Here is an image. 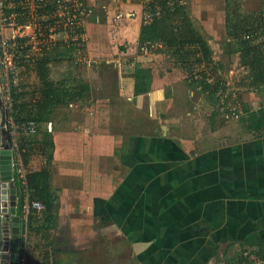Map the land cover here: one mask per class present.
Segmentation results:
<instances>
[{
	"label": "crops",
	"instance_id": "1",
	"mask_svg": "<svg viewBox=\"0 0 264 264\" xmlns=\"http://www.w3.org/2000/svg\"><path fill=\"white\" fill-rule=\"evenodd\" d=\"M124 10L132 14L127 19L133 40L129 49L94 52L90 38L91 58L87 59L94 62H86L96 79L103 72L94 63L113 64L118 72L116 96L128 107L123 111L106 94L99 98L94 93L85 101L60 103L56 109L61 112L53 113L32 141L37 146L41 141L54 143L48 166L55 197L52 231L58 259L63 264H101L102 260L107 264H197L202 259L199 254L208 252L198 264H210L207 261L222 244L226 247L233 239L252 243L264 237V133L213 148L207 134L211 137L218 124L210 117L207 123L214 107L203 95L198 107H204L201 127L195 129L194 143L189 144L182 135L186 104L180 97L183 91H200L188 85L169 54L168 58L162 56L169 49L156 61L142 54L145 50L139 53L143 3H126ZM96 20L100 21L99 15ZM108 21L106 15V26ZM206 38L212 45L208 35ZM213 53L224 60L214 49ZM64 54L53 52L50 79H55V69L64 64L58 63ZM234 56L235 65L231 69L225 66L226 72L236 68L238 56ZM137 63L151 70V87L140 94L134 90ZM75 71L73 75H78ZM33 77V84L28 85L38 90L41 82L36 71ZM47 154L35 150L26 168L47 165ZM164 249L178 254L172 259L158 254L156 263L145 258Z\"/></svg>",
	"mask_w": 264,
	"mask_h": 264
},
{
	"label": "trees",
	"instance_id": "2",
	"mask_svg": "<svg viewBox=\"0 0 264 264\" xmlns=\"http://www.w3.org/2000/svg\"><path fill=\"white\" fill-rule=\"evenodd\" d=\"M170 0H146L144 11H151L152 18L149 21H142L137 39L138 51L151 49L155 43L162 42L165 45L166 53L169 54L170 61L179 66L180 73L184 80L192 88H198L204 93L209 102L218 103L222 91L227 89L228 77L231 75L235 85L246 89L260 90L264 88V16H254L246 19L237 18L238 21H230L226 25L227 35L230 39L231 53L238 56L237 66L234 73L224 70V62L216 59L213 49L206 36L194 24L188 11V0L180 2L175 0L174 5L169 4ZM107 15V14H106ZM241 18V19H240ZM240 19V20H239ZM252 23V25H251ZM85 30V29H84ZM25 50V49H24ZM24 50L20 52L24 53ZM63 50L62 54L70 51ZM44 51L42 57L37 61L35 71L40 79L38 90H24L25 86H11L12 106L11 114L18 122L33 120L38 127V133L42 131V124L48 121L53 113H56V105L71 101H85L90 95L91 85L86 80H76L74 83L68 80H52L48 76L49 62L53 52ZM65 55V54H64ZM235 57V56H234ZM29 64H27V67ZM135 76V94L146 92L151 87L150 67L142 66L141 63L135 65L133 71ZM214 103V104H216ZM218 105V104H216ZM215 109V107H214ZM210 118H214L218 113L215 109ZM247 114L240 118L247 126L248 130L262 135L264 133V107L255 110L245 108ZM240 115V116H241ZM48 130V129H47ZM46 130V131H47ZM36 135H29L25 142L23 152V163L25 166L30 161V156L35 150H42L47 154V165L39 169L26 168V187L31 198L41 199L46 204V210L42 219H37L33 213L29 215L27 221V235L30 239H35L34 247H41L38 261L28 254L26 264H63L55 255L53 249L54 238L52 229L55 222V197L51 186L50 163L53 157L54 143L51 141H41V146L32 143ZM46 146V147H45ZM48 147L50 150L48 151ZM37 148V149H36ZM39 148V149H38ZM15 183L18 190V213L21 214V206L25 198V186L21 183L17 171L15 170ZM26 224L22 221V230ZM27 240V239H26ZM41 240L44 243H41ZM239 249L233 255L225 257L219 264H241L248 261L252 253L264 256V237L248 243L243 239L231 240L226 248L234 245ZM254 246L251 250L244 249V245ZM27 245V243H26ZM45 246L46 249H43ZM256 246V247H255ZM31 252V251H30ZM217 250L214 252L216 253Z\"/></svg>",
	"mask_w": 264,
	"mask_h": 264
},
{
	"label": "rangeland",
	"instance_id": "3",
	"mask_svg": "<svg viewBox=\"0 0 264 264\" xmlns=\"http://www.w3.org/2000/svg\"><path fill=\"white\" fill-rule=\"evenodd\" d=\"M85 3L92 5L94 11L91 15L87 16L84 24L85 33L83 34V40H80L77 46L73 47H65L61 50H68L70 51L65 52L64 59H62L61 62L58 63H64L62 66L57 67L55 69L54 73V80H68L74 81L76 80H85L90 79V82L94 88V92L90 91V96L93 95L100 98L102 95L106 94V97L110 101H116L118 102V105H121L119 109L123 107H128L126 104H123L122 100L116 96V89H115V83L117 78V69L113 68V64L111 63L110 66L105 65V61L100 60V62L94 63L101 67L102 74L96 79L95 74L92 73L91 70L87 67V62H94L92 60H89L90 53L87 45V39L93 40L94 45L92 47V50L95 52V50L99 51L104 48V51L114 52V51H121L129 49V46L131 45L132 36L130 35V31L132 32V28L128 27L129 23H127V19L124 20L120 25L117 23L112 24V27L106 26L105 24V18L106 14L112 16L111 14L112 10L114 13V10H123L124 5L126 3H132L136 0H83ZM141 1L143 4H145L146 0H138ZM188 3H191L190 6L192 8L190 9L192 13V18L194 19V22L196 25L201 28L204 32V34L209 36L212 45V48L216 52V54H219L218 56L223 57L224 66H228V69H231L235 65V53H231V46H230V39H227L228 36H226L227 31V23L228 20L234 22L238 21L237 18L241 17L246 19L251 18L254 16H259L260 14H263L264 16V0H188ZM189 10V9H188ZM96 15L100 16V21L96 20ZM240 18V19H241ZM239 19V20H240ZM88 21V22H87ZM87 23V25H86ZM252 25V23H251ZM6 34H10V29H6ZM93 37V38H92ZM96 37V38H95ZM222 37V38H221ZM105 39V40H104ZM219 39L220 42L218 41ZM226 39V41H224ZM100 41L98 44L97 42ZM101 41H104L101 43ZM97 48V49H96ZM107 48L108 50H105ZM126 48V49H125ZM57 50V49H56ZM165 50V45H163L162 42L155 43L151 49L145 50L146 53H142L146 55L147 57L151 58L152 61H156V57L159 59L162 53ZM143 51V50H142ZM38 56L40 54L32 55L31 61L28 63V69L27 67L22 68V72L18 75L19 81H18V87L22 88V86H25L23 88L24 90H31L28 84H33L32 82L35 80V77H33L35 71H30V69H34V66L37 64ZM75 56H78L80 59H73ZM162 56H166L168 58V53H164ZM34 58V59H33ZM89 58V59H87ZM148 60L145 56H142V60ZM33 60V61H32ZM76 60V61H75ZM161 60V59H160ZM78 61V62H77ZM87 61V62H86ZM98 61V60H97ZM93 64V63H92ZM119 64V61L118 63ZM91 67V66H89ZM89 71V74L87 73V69ZM115 69V70H114ZM70 70V71H69ZM75 71L78 75H73V71ZM83 70V71H81ZM227 70V68H226ZM67 71H69V74H66ZM72 72V76L71 73ZM234 73L230 72V74ZM227 89L222 91L220 98L217 100L218 105L212 103V107H215V109L218 110V114L213 118L214 124H218L217 128L212 132L211 137L207 134V142L213 145L212 147H218V145L224 146V145H232L234 142L251 139L253 137H258V133L252 132L248 130L246 124L240 119L242 115L247 114L246 111H244L245 108L250 109H257L261 106H264V88L260 90L255 89H246L241 88L235 85L234 81L232 80L231 75L228 77L227 81ZM182 91H180L181 93ZM180 99L183 101V103L186 104L184 110V116L186 119L183 121V131L184 134L183 137L187 138L189 140V144L194 143V135L195 129L201 127L199 122L201 119L202 113L201 110L204 109V107H201V110L198 109L199 106L202 105V97L205 95L202 92H198L197 90L191 91L190 93H187L186 91ZM201 93V94H200ZM116 106V107H117ZM214 109V110H215ZM129 110V109H127ZM179 110V107L176 109ZM198 110V111H197ZM58 114L61 112V109L58 108L55 110ZM208 114V112H207ZM212 114V113H211ZM242 114V115H241ZM241 115V116H240ZM135 116V114H134ZM210 113L207 115V123L210 124ZM200 118V119H199ZM193 133V136H190V133ZM191 133V134H192ZM208 133V132H207ZM264 135V134H263ZM15 156V155H14ZM16 159V158H15ZM15 169V167H14ZM26 175V174H25ZM151 231L149 230L148 233ZM53 233V231H52ZM21 234V240L23 245V242H25V237L27 236V248H28V254L32 255L31 257L35 258V260L38 261L39 259V252L40 248L35 246V239H30L27 234L22 233ZM54 238V244L53 249H55L56 257L59 258V252L57 251L58 244H56L55 237ZM250 241H253L250 239ZM248 242V241H247ZM41 243H44L43 240H41ZM251 243V242H248ZM225 244H222L220 246V249L217 250L216 253H213L212 260H208L207 262H213L212 264H219L220 262H223L225 257H228L229 255H233L237 249V245H234L232 247L227 248V251H225L224 247ZM227 246V245H226ZM254 246H249V244L244 245V249L249 250V248H253ZM256 247V246H255ZM43 249H46L45 246H42ZM150 250V249H149ZM31 251V252H30ZM240 251V250H239ZM27 255V252H25ZM155 256L153 255H147L145 257L148 262L156 263L158 261V256L169 257V258H175L176 254H178V251H172V250H165L161 252H155ZM208 253V252H207ZM207 253H202L199 256L202 259H197L196 263L202 262L205 256H207ZM96 257L98 255L96 254ZM160 258V257H159ZM210 263V264H211ZM101 264H107L104 260H102Z\"/></svg>",
	"mask_w": 264,
	"mask_h": 264
},
{
	"label": "built area",
	"instance_id": "4",
	"mask_svg": "<svg viewBox=\"0 0 264 264\" xmlns=\"http://www.w3.org/2000/svg\"><path fill=\"white\" fill-rule=\"evenodd\" d=\"M174 2L175 0H170L169 4L173 6ZM93 11L92 5L83 0H0V90L11 128L14 171H17L25 186L20 214L21 220L26 224L21 230L25 234L29 215L33 213L37 219H42L46 204L41 199L31 198L26 187L27 169L22 157L24 144L29 135L38 133V127L33 120L18 122L12 116L11 86H18V75L22 68L27 67L32 55L42 56L44 51L77 46L84 39V22ZM131 16L130 11L114 10L108 26L112 27L114 23L120 25ZM151 18V11H144L142 21H149ZM7 28L10 29V34H6ZM26 239L27 236L21 245L19 264H26ZM241 264H264V256L252 253L249 260Z\"/></svg>",
	"mask_w": 264,
	"mask_h": 264
},
{
	"label": "water",
	"instance_id": "5",
	"mask_svg": "<svg viewBox=\"0 0 264 264\" xmlns=\"http://www.w3.org/2000/svg\"><path fill=\"white\" fill-rule=\"evenodd\" d=\"M8 112L2 98L0 90V264L9 255L4 252L6 238L12 240L13 251L19 250L20 239V214L18 211V194L15 183L14 154L12 149L11 128L8 122ZM165 128V125H162ZM7 154L9 175L7 179L2 174V156ZM10 201V203H9ZM8 217V218H7ZM14 257L16 255H13Z\"/></svg>",
	"mask_w": 264,
	"mask_h": 264
},
{
	"label": "flooded vegetation",
	"instance_id": "6",
	"mask_svg": "<svg viewBox=\"0 0 264 264\" xmlns=\"http://www.w3.org/2000/svg\"><path fill=\"white\" fill-rule=\"evenodd\" d=\"M17 194H18V190H17ZM22 230V220L20 222V231ZM5 241H7L9 244L12 243V240L8 237L5 239ZM21 234H20V239H19V250L18 251H13L11 250V246L9 247L10 249L8 251H4L6 252L9 256L7 258H4L2 260L1 264H19V257H20V253H21ZM13 255H16L15 257Z\"/></svg>",
	"mask_w": 264,
	"mask_h": 264
},
{
	"label": "bare ground",
	"instance_id": "7",
	"mask_svg": "<svg viewBox=\"0 0 264 264\" xmlns=\"http://www.w3.org/2000/svg\"><path fill=\"white\" fill-rule=\"evenodd\" d=\"M1 159H2V174L7 179L8 175H9L8 170L10 168L8 163H7V162H9L7 154H4ZM9 203H10V201H9ZM10 246L12 247V244H9L7 241H5V243H4L5 251H8L10 249L9 248Z\"/></svg>",
	"mask_w": 264,
	"mask_h": 264
}]
</instances>
